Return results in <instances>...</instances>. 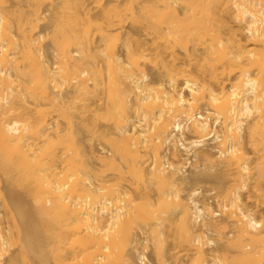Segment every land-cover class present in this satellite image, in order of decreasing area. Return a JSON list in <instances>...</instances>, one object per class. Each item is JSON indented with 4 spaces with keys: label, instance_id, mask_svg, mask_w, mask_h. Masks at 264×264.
<instances>
[{
    "label": "bare ground",
    "instance_id": "6f19581e",
    "mask_svg": "<svg viewBox=\"0 0 264 264\" xmlns=\"http://www.w3.org/2000/svg\"><path fill=\"white\" fill-rule=\"evenodd\" d=\"M0 157V264H264V0H0Z\"/></svg>",
    "mask_w": 264,
    "mask_h": 264
},
{
    "label": "rangeland",
    "instance_id": "374dc122",
    "mask_svg": "<svg viewBox=\"0 0 264 264\" xmlns=\"http://www.w3.org/2000/svg\"><path fill=\"white\" fill-rule=\"evenodd\" d=\"M18 7V6H17ZM14 10V9H13ZM16 12V13H15ZM14 13L15 14H18V13H21V14H23V16L24 15H26L27 17H29V18H31V19H33V22L32 23H34V22H36V23H34L36 26H37V23H39V29H38V26H37V30H41L42 29V32H45V31H43V29L45 30V28H46V21H44V20H42V18H40V16L37 14V15H35L34 13V11L29 7V6H27V5H24L23 4V6H21V8L19 9V7H18V9H15L14 10ZM12 15V14H11ZM12 16H14V14L12 15ZM38 16V18H40V19H38V18H36ZM36 18V19H35ZM38 20V21H37ZM41 22V23H40ZM42 26H44L45 28H43ZM129 28V27H128ZM46 30H48V29H46ZM39 31H36V34H35V36L37 37V36H39V34L40 33H38ZM38 34V35H37ZM115 35V34H114ZM40 37V36H39ZM39 37H37L38 38V40L39 39H41V37L39 38ZM115 37V36H114ZM113 37V38H114ZM47 40H46V39ZM43 39H44V41H43ZM49 38L48 37H43L42 38V41L45 43V46L48 48V49H50L51 47H50V40H48ZM117 39V38H116ZM114 40H115V38H114ZM118 40V39H117ZM117 40H115V41H117ZM114 41V42H115ZM41 42V41H40ZM46 42H47V44H46ZM120 42V44H121V41H119ZM119 42H116V44H118L117 45V47H119ZM42 43V42H41ZM43 43V44H44ZM113 44V43H112ZM115 44V45H116ZM114 45V44H113ZM37 46H38V44H36L34 47L35 48H37ZM52 49V48H51ZM49 50V51H52V50ZM148 72H149V77H150V79H151V84L152 85H158L159 83H161L162 81H161V79H163L164 78V72H163V70H162V68L160 67V66H158V65H154V64H150V65H148ZM213 119V118H212ZM213 121V120H212ZM63 123H65L64 121H63ZM65 126L64 127H66L67 125L66 124H64ZM76 128H78V124L76 125ZM15 142H17V141H15ZM15 142H14V144H15ZM20 143V142H19ZM214 141L213 140H209V145L210 146H213L214 145ZM14 144H12V146H11V149H12V151L13 152H15L16 154H21V156H22V158H27V160H29V162L30 161H34V160H30L29 158H31L32 157V155H35V157H36V155H37V153L36 154H32L33 152H32V150H28L27 151V147L28 146H26L25 145V143L23 144V145H25L24 146V149L21 151V145L20 144H18V142L14 145ZM14 145V146H13ZM21 148L20 149V151H19V147ZM17 146V147H16ZM17 148V149H16ZM17 150V151H16ZM25 151V152H24ZM27 151V152H26ZM35 151V150H34ZM21 152V153H20ZM28 154H30L31 156H29ZM1 158V157H0ZM32 158H34V157H32ZM35 159V158H34ZM36 161H37V158L35 159ZM32 163H34V162H31V164ZM189 171V172H188ZM188 171H186L185 173H186V175L188 176V175H190V176H188V177H192L191 175L193 174V170H191V169H188ZM5 172L3 173V170H2V168H1V166H0V219L3 217V216H5L6 217V214H8L9 215V213H7L6 211H7V208L5 207V204H3V195H5V196H9V195H11V194H20V195H22L27 201H28V203H30L31 205H32V203H33V201H32V199H33V196L31 195V194H29L28 192H26V191H28V189H26L25 188V186H22L21 184H19L17 181H16V184L14 185V183H11L10 182V180H7L8 179V177H6L5 176ZM206 176V175H205ZM208 176V175H207ZM210 176V175H209ZM203 177V176H201L202 177V179L201 180H199V181H193L192 180V178H188V181L187 182H185V183H183L182 184V186H183V189L184 190H182V191H184L183 193H188V191L190 190V188L192 187V186H194V185H202L205 189L206 188H208V187H211V186H214V184H215V177H213V176H211V177ZM7 178V179H6ZM14 182V181H13ZM17 184H18V186H17ZM19 185H21L22 186V188H19V187H21V186H19ZM24 187V188H23ZM24 190H26V191H24ZM26 192V193H25ZM207 191L205 190V194L206 195H208L209 196V194H208V192L206 193ZM154 195V194H153ZM210 195H212V194H210ZM213 196V195H212ZM214 198V197H213ZM248 200H250L249 199V197H248ZM252 200V199H251ZM250 200V201H251ZM253 200H256L255 198H253ZM249 201V202H250ZM257 202V201H256ZM250 203H252V201L250 202ZM253 203H255V201H253ZM252 205V204H251ZM254 206L255 205H257V203L256 204H253ZM252 205V207H254ZM260 206H262V205H260ZM218 207V206H217ZM216 207V208H217ZM259 207V205H257V207L256 208H258ZM261 208V207H260ZM254 210H256L255 208H253ZM6 210V211H5ZM260 211H261V209H260ZM262 213V212H261ZM257 215H260L259 214V212L257 211V213H256ZM7 215V216H8ZM5 217H3L4 218V220L2 219L1 221H2V223H4V221L6 220L5 219ZM8 218V220H6L5 222L6 223H4L3 224V226L4 227H7L8 225H9V223L8 222H10V220H9V218H10V216L9 217H7ZM12 221V220H11ZM8 223V225H6ZM15 246V245H14ZM17 247V246H16ZM16 247H10L9 248V251H11V252H8V255L6 254V259H5V261H6V263H7V260H8V256L10 255V254H13L14 253V251H16ZM11 249V250H10ZM17 252V251H16ZM213 253L215 254V252L213 251ZM15 254V253H14ZM149 256L151 257V260H152V258H155V254H154V252H153V250L150 248V250H149Z\"/></svg>",
    "mask_w": 264,
    "mask_h": 264
}]
</instances>
